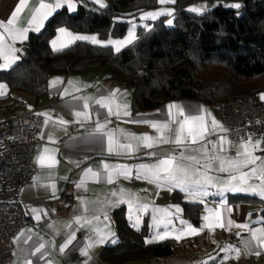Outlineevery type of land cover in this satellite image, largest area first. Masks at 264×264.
<instances>
[{"label": "crops", "instance_id": "0c3cea01", "mask_svg": "<svg viewBox=\"0 0 264 264\" xmlns=\"http://www.w3.org/2000/svg\"><path fill=\"white\" fill-rule=\"evenodd\" d=\"M87 1L98 8L107 5L101 6L96 0ZM68 2L60 0L61 7L56 8L57 0H26L17 20L7 26L6 21L19 0H0V21L5 22V26L0 27L3 37L0 39V64L5 63V57L10 60L17 57L8 68H0V71H7L24 59L23 44L31 34L41 33L57 12L75 13L82 0H71L72 8L68 7ZM40 3L52 5L53 9L36 31L35 23L30 21ZM173 3L174 0L161 4ZM151 26L144 30L149 31ZM61 28L66 32L61 33ZM24 29H28L24 33L26 38L20 36ZM59 29L51 40L54 51L84 42L112 46L118 52L115 43L120 41L118 38L108 42L110 38L100 40L95 33H77L66 27ZM76 36L95 37L97 42L73 39ZM53 41H56L55 47ZM108 75L105 69L56 74L49 80L46 95L25 97L17 108L9 106V87L0 82L5 85L0 90L3 92L0 94V122L17 117L28 108L37 110L44 118L41 141L33 158V176L20 196L25 222L14 239L12 264H25L29 260L31 264H107L99 254L118 241L114 214L121 207L125 208L129 225L134 230H140L147 222L146 243L172 240L187 244L186 250L178 256L126 264H264V244L252 239L253 231L264 239L261 232L264 230V195L260 194L264 191V181L258 180L257 172H251L252 168L256 169L255 163L240 171L219 170L221 161L227 168L229 160L264 158V139L255 137L246 144L247 151L238 146L231 155L218 106L176 100L154 111L134 113L131 91L112 85L107 80ZM102 97L107 107L97 103ZM170 105L183 108L185 115L204 116L205 131L196 136L195 143L187 134L190 125H185L183 143L174 142L184 116L177 107L169 109ZM150 122L167 123L168 128L159 130ZM168 157H176L189 167L190 180L201 181L200 191L188 182L182 185L168 182L163 173L156 179L147 167H141ZM181 157H195L199 164L181 160ZM241 172L249 174L246 182L231 180V175L239 177ZM206 178H210L208 183H204ZM229 184L245 190H231ZM202 191H207L208 195L200 194ZM241 197L253 200L242 201ZM182 202L202 206L199 225L185 216ZM189 225L197 231H189ZM244 225L247 227H242ZM164 233L168 234L166 238L156 239L158 234ZM70 239L71 243L64 247ZM40 244L44 247L36 252Z\"/></svg>", "mask_w": 264, "mask_h": 264}, {"label": "trees", "instance_id": "16d2710c", "mask_svg": "<svg viewBox=\"0 0 264 264\" xmlns=\"http://www.w3.org/2000/svg\"><path fill=\"white\" fill-rule=\"evenodd\" d=\"M210 1L174 0L173 4H161L159 0H108L100 13H94L89 11L93 3L82 0L75 13L57 12L41 33L31 34L23 44L24 59L0 71V82L9 87V106L17 108L25 97L46 95L49 80L56 74L91 69L107 70V80L112 85L131 91L134 113L154 111L176 100L218 106L263 94L264 0H231L241 5L235 9L219 5L202 13L191 10L193 4ZM162 5L173 6L176 11L170 18L155 22L149 31L139 28L138 40L121 51L84 42L58 51L51 48L60 27L95 33L101 39L122 38L129 19ZM169 20L172 25L167 24ZM182 205L185 216L199 225L202 206L187 202ZM114 216L118 241L99 254L107 264L168 258L186 250V243L172 240L146 243L147 222L134 230L123 207Z\"/></svg>", "mask_w": 264, "mask_h": 264}, {"label": "built area", "instance_id": "2783aa9c", "mask_svg": "<svg viewBox=\"0 0 264 264\" xmlns=\"http://www.w3.org/2000/svg\"><path fill=\"white\" fill-rule=\"evenodd\" d=\"M218 109L231 155L255 137L264 139V93L221 103ZM43 127L44 118L32 108L0 122V264H12L14 239L25 222L20 196L32 179Z\"/></svg>", "mask_w": 264, "mask_h": 264}, {"label": "snow or ice", "instance_id": "6c2138e0", "mask_svg": "<svg viewBox=\"0 0 264 264\" xmlns=\"http://www.w3.org/2000/svg\"><path fill=\"white\" fill-rule=\"evenodd\" d=\"M97 3H101V0H96ZM161 3H165V2H172V0H160ZM26 3V0H19V4L18 6L15 8V10L11 13V17L6 21V25L7 26H12L14 24V22L17 20V14L21 12V9L23 7V5ZM101 6H103L101 4ZM54 7L59 8L61 7V3L60 0H57V3L54 5ZM68 7L72 8L73 5L71 3V0H69L68 2ZM231 7L234 8H240L241 5L240 4H233L231 5ZM53 9L52 5H48V4H44V3H40L39 8L35 9V14L32 15L31 17V21L30 23H35V30L39 31L40 28L43 26V21L51 14V11ZM192 11H198V9L193 8L191 9ZM170 15V13H168ZM152 16V18H155L156 14H147ZM169 24L172 23L171 20L168 21ZM5 26V22L4 21H0V27H4ZM28 31V29H24L22 32H20V36L23 38H26V36L24 35V33H26ZM59 31L61 33H65L66 30L61 28L59 29ZM2 34H0V39H2ZM132 34L129 33V38L127 41H116V45L117 48L116 50L119 51V45L121 44H125V43H130L132 40ZM73 39H77V40H91L93 43H96V38L95 37H87V36H76ZM56 41H53V46L55 47ZM15 51V50H13ZM17 59V57H12L11 60L7 57H5V63L4 64H0V68H8L10 66V64L12 62H14V60ZM5 87V85L0 84V90H2ZM0 94H3L2 91H0ZM98 104H100L101 107H107V104L105 103L104 98L102 97L100 100L97 101ZM85 107H87V105H85ZM173 107H177L179 108V113L180 115L184 116V121L180 124V127L177 128L176 130V138H175V143L176 144H181L184 141L183 138V133L185 130V125H190L188 128V136L192 137V142L195 143L196 142V136L197 135H202L203 132L205 131V118L203 115H185L184 113V109L180 108L179 106H174V105H170L169 109L173 108ZM109 111L111 112V109H109ZM77 115H80V113H77ZM125 115H127V113H125ZM147 122V121H146ZM152 124V127L154 128H158L159 130L162 129H167L168 125L167 123H163V124H159V122H150ZM216 122L213 120V124H215ZM99 130V129H98ZM145 140H148L150 138L148 137H144ZM109 143L111 144V139L109 141ZM257 144L260 143V141L256 142ZM145 146L150 147V144H146ZM130 147V146H129ZM243 147H245V151H247V146L244 145ZM109 151H112V148L109 147ZM238 155H240V153H238ZM183 159H188V160H192L195 161L197 164H199V161H196L195 157H181V160ZM256 161L255 159H250V158H246L244 160H229L227 161V165L228 167H224V161H221V167H220V171H228L229 168L235 170V171H240L242 168L247 167L248 165L254 164ZM206 167L208 165H205ZM106 168L108 167L107 165L105 166ZM141 167H147V171L156 179H160L161 177V173L164 174V179L167 180L168 182H174L176 185H182L185 184L186 182L190 183L191 185L197 186V190L200 191L202 185H201V181L200 180H190V169L187 165H184L182 163H180L179 161H177L176 157H168L165 159H160L158 161V163L151 165V166H141ZM91 171V170H89ZM195 171H198V169H196ZM251 172L254 174L256 172L255 168L251 169ZM96 175V174H93ZM248 173L247 172H241L240 176L237 177L236 175H231V180H237L239 179L240 181L246 182L247 178H248ZM112 179V175L111 173L108 174V180L109 182H111ZM210 178H206L204 183H208V180ZM261 180H264V171H262L261 176H260ZM228 187L231 190L234 191H244L245 189H242L238 186H236L235 184H229ZM192 194V193H190ZM200 194L202 195H208L207 191H202ZM261 195H264V191H261L260 193ZM202 203V201H201ZM177 211H180V209L177 206ZM80 218H77V221L79 222ZM207 219V218H205ZM220 217H219V213H217V221H219ZM170 222V221H169ZM161 223H164V221H161ZM229 224H231V221L228 222ZM221 227H223L224 225L221 224ZM242 227H247L246 225L242 226ZM188 230L192 231V232H196L197 230L195 228H192L191 225L188 226ZM262 232V236H264V230H261ZM167 233H164L163 235H157L156 239H164L167 237ZM178 238V237H177ZM252 239L258 241L259 243L264 244V239H262L261 237H257L256 232L253 231L252 234ZM147 242H152V241H147ZM71 243V239L69 241L66 242V244L64 245V247H67V244ZM100 243H103V240L101 239ZM44 247L43 244H40L37 248H36V252H40V250ZM63 251V248L61 249ZM85 255H87V252H84ZM25 264H31V261H26Z\"/></svg>", "mask_w": 264, "mask_h": 264}, {"label": "rangeland", "instance_id": "374dc122", "mask_svg": "<svg viewBox=\"0 0 264 264\" xmlns=\"http://www.w3.org/2000/svg\"><path fill=\"white\" fill-rule=\"evenodd\" d=\"M106 3H108V0H101V4H106ZM233 4H237V2H234L231 0H211L208 3L198 2L196 4H193V6H191V7H192V9L193 8L198 9V11H195V12L202 13L206 9L211 10V9H214L215 7H217L219 5L225 9H235L234 7H231V5H233ZM205 5H206V7H205ZM175 11H176V9L173 6L162 5L158 8L151 9L149 11H145V12L141 13L138 16V18H136V19H134V18L129 19V26H128V30H127L126 35L124 37L118 38V39L120 41H127L129 38V33L132 34L133 38H132L130 43H125V44L119 45V48L124 49V48H127V47L133 45L139 38V34H138L139 28L145 29V28L151 26L152 24H154L155 22H157L161 19H164V18L168 19L171 17V15ZM168 13H170V15ZM147 14H156V15H155V18H152V16L147 15ZM167 24L172 25V23L169 24L168 21H167ZM99 39L106 41L109 38H105V39L99 38ZM113 39H115V38H110L108 40V42L110 40H113ZM28 109H31V108H28ZM255 161H256L255 166H256L257 178L259 181H264V180L260 179L261 173H262V171H264V158L260 157V158H257ZM262 186L264 187V185H262Z\"/></svg>", "mask_w": 264, "mask_h": 264}, {"label": "water", "instance_id": "95a60500", "mask_svg": "<svg viewBox=\"0 0 264 264\" xmlns=\"http://www.w3.org/2000/svg\"><path fill=\"white\" fill-rule=\"evenodd\" d=\"M89 11L94 12V13H100L101 12L100 8L95 7L94 5L89 7Z\"/></svg>", "mask_w": 264, "mask_h": 264}]
</instances>
